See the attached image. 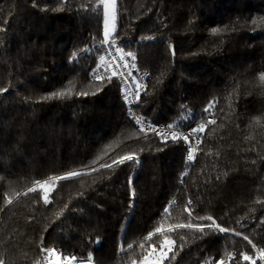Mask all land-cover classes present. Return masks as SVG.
Instances as JSON below:
<instances>
[{
  "label": "trees",
  "instance_id": "trees-1",
  "mask_svg": "<svg viewBox=\"0 0 264 264\" xmlns=\"http://www.w3.org/2000/svg\"><path fill=\"white\" fill-rule=\"evenodd\" d=\"M97 4L0 0V27L6 29L0 32V87L8 89L0 94V176L5 178L0 180V206L4 192L23 191L34 178L73 170L110 144L112 155L134 150L140 163H126L111 179L101 170L62 181L47 206L42 200L33 203L35 194H29L0 211V255L6 264H32L41 233L47 245L78 259L91 253L93 264H129L121 259L122 243L145 235L173 198V220L187 217L182 208L191 198L194 215L210 214L264 247V202H256L264 201V128L248 127L253 117L264 115V95L254 86V77L264 70V24L251 23L264 17V0H117L114 35L125 51L136 53L140 69L148 74V94L140 95L138 115L157 124L179 122L191 128L209 116L204 109L213 98L219 101L212 111L217 126L225 127L209 125L191 165L184 164L179 141L165 145L152 136L145 141L143 134L139 140L128 139L136 127L128 117L120 82L92 81L103 52V7ZM61 5L63 11H52ZM214 28L222 31L213 35ZM144 35L155 39L142 41ZM83 48L92 51L80 53ZM73 52L79 53L76 61L70 59ZM70 80L77 90H103L37 102ZM230 92L235 112L222 120L220 109L227 111L225 97ZM214 127L217 131L210 132ZM249 135L253 139L244 140ZM209 149L212 155H206ZM185 171L188 175L181 182ZM129 175L136 188L131 208ZM184 234L189 242L172 264L215 261L223 258L226 247L251 252L242 237L231 233L203 239L199 233L196 239Z\"/></svg>",
  "mask_w": 264,
  "mask_h": 264
},
{
  "label": "snow or ice",
  "instance_id": "snow-or-ice-1",
  "mask_svg": "<svg viewBox=\"0 0 264 264\" xmlns=\"http://www.w3.org/2000/svg\"><path fill=\"white\" fill-rule=\"evenodd\" d=\"M66 2V0H65ZM38 5L33 3V7ZM100 6L103 7V40L100 42L101 45H107L109 51L106 52V55H100L98 57L97 67L93 69L91 76L92 81H99L101 85H107L112 83L113 79L116 78L121 82L122 92L124 94V99L127 103H132V100H129L131 96L136 102L140 101L141 91H144V94L147 95L146 85L137 80L132 74V70L137 68L135 63L137 56L133 51H125V46L117 43V37L114 35L116 32V21L118 17L117 13V0H98L97 8ZM47 11L48 9H42ZM52 11H63V5L61 7L52 9ZM6 23V21H5ZM252 24L260 25L264 24V17L260 20H252ZM234 30V29H233ZM6 31L5 28L0 27V32ZM221 29L214 28L212 29V34L217 35L221 32ZM142 41H150L155 39L153 35H144L140 38ZM114 49V51L112 50ZM91 48L80 49V53H90ZM172 55H175V52L172 51ZM111 57V59H108ZM79 58V53L73 52L71 56L72 61H76ZM131 63L129 62V59ZM103 69V74L100 70ZM144 75H147L145 73ZM255 81H258L254 86L260 88V94L264 95V70H261L254 77ZM91 87V83L88 85ZM102 87H97L95 91L89 93L85 90H77V85L75 81H68L66 85L60 89L49 93L46 96H41L37 99V102L47 101V100H64L71 99L73 95L75 96H88L96 95L98 91H102ZM6 87H0V94L7 92ZM235 91V89H233ZM238 94V93H237ZM31 99V98H29ZM225 99L227 100V111L224 108H221L220 111L224 113L221 117L222 120H228L235 112V106L232 100L231 92L226 95ZM219 103L218 100L213 98L212 101L208 103L205 107L204 112L209 113L207 118H203L202 122L191 127L187 131H181L182 125L179 122L169 123L166 126V129H158L153 127L150 122L145 121L142 117L133 116L135 120L136 128L130 134L128 139H141L139 134H143V138L146 141L148 137V131L154 132L157 136L160 137L161 143L167 144L169 139L172 142H178L183 140L188 144V150L186 155V161L189 163H194L196 160V155L202 149L200 145L203 143V139L200 134L205 133L209 130V125L217 126L216 114L212 111L215 109L216 104ZM184 108V106H181ZM131 112V109H129ZM185 118V115L182 113L181 120ZM257 125L261 128H264V115L253 117L252 122L248 125L249 128ZM219 129L225 127L224 123H220L217 126ZM239 128V125H236ZM147 129V130H146ZM217 128H212L210 132H216ZM193 138L194 141H193ZM223 137H221L222 139ZM251 135L245 136L244 140H252ZM116 147H119V138L114 142ZM193 143L195 146H193ZM109 149L115 151L113 146L107 145L98 154L95 158L88 161L86 164H81L73 170L66 171L62 174H51L46 178L32 179L30 186H27L23 191H17L12 188V185L9 184L8 187L12 188L10 192L3 193V206H0V211H3L4 208L13 205L15 202H20L22 197H28L29 194H35L33 203H39L41 200L45 206L52 204L53 200L50 198L52 193L56 192L60 182L81 179L85 176H91L93 173H99L101 170H105L108 173L106 176L107 179H111L112 176H115L116 173L127 164H139L140 159L136 151H125L123 153H116L112 155L109 152ZM144 149L141 148V152ZM162 151L163 149H158ZM211 149L206 152V155H212ZM264 158V157H262ZM103 161V162H101ZM188 175L187 171L182 173L181 182H183V176ZM223 175H227L224 173ZM3 176H0V180H4ZM216 179H220V175L216 176ZM95 183V181H93ZM127 185L129 188L130 195V208L133 206V203L136 198V188L134 186V176L129 175L127 180ZM83 187V183L81 184ZM82 195L83 193H79ZM257 203L264 201L257 200ZM193 201L191 198L187 199L186 204L182 208L183 213H187V217L184 219L173 220V209L177 206L176 198H173L169 204L164 207L161 216L158 220L153 222V225L147 230L146 234L142 237L135 239L133 241H125L122 243L119 251L121 253V259H127L129 264H172L179 255V252L183 250V247L188 243V237L184 234L185 231L192 234V238L196 239V234L199 233L200 239H203L204 236L219 233H231L234 236L242 237L243 241H246L248 245L251 246V252L249 251H239L238 253L232 250H229L227 247L223 250V258H220L215 261L205 260L204 264H242V262H247V264H257V260L261 261V264H264V247L258 246L248 235H243L239 231H236L233 228L223 226L217 222V220L210 214L206 215H194V209L191 207ZM68 207L67 204L64 205V208L57 213V218L63 214L64 209ZM208 221L209 223H197L194 221ZM207 230V231H206ZM44 232L47 231V225H45ZM180 243L178 244L176 237ZM36 248H38V254L36 258L32 261V264H93V256L89 253L86 259H78L77 255L69 254L64 252L62 249L56 246H49L45 243L44 235L41 233L38 242L36 243ZM139 249V251H137ZM171 254V255H170ZM0 264H6L5 259L0 255Z\"/></svg>",
  "mask_w": 264,
  "mask_h": 264
},
{
  "label": "built area",
  "instance_id": "built-area-1",
  "mask_svg": "<svg viewBox=\"0 0 264 264\" xmlns=\"http://www.w3.org/2000/svg\"><path fill=\"white\" fill-rule=\"evenodd\" d=\"M118 43V42H117ZM113 51H114V49H112ZM107 51H109V49H108V46L107 45H103V52H102V55H106V52ZM108 59H111V57H108ZM129 59V62L131 63V60H130V58H128ZM98 63V62H97ZM135 63H136V65H137V68L136 69H133L132 70V74H133V76H135L136 78H137V80H139L140 82H142L143 84H145L146 86H147V79H148V74L147 75H144L146 72H144V71H142L141 69H140V67H139V65H138V62H137V59H136V61H135ZM97 67V64H96V66H95V68ZM94 68V69H95ZM100 72H101V74H103V69H101L100 70ZM91 79H92V76H91ZM119 81V80H118ZM120 82V81H119ZM120 85H121V82H120ZM121 92H122V88H121ZM144 91H141V94L143 93ZM122 95H123V100H124V104H125V106H126V110H127V114H128V117H129V119L133 122V124H134V126L136 127V125H135V120L132 118L133 116H136V117H141L140 115H138V113H137V105H138V102H136L135 100H133V98L130 96L129 97V100H132L133 102L132 103H127L126 101H125V99H124V94H123V92H122ZM129 109H131V112L129 111ZM143 118V117H142ZM145 121H147V122H150L152 125H153V127H156V128H158V129H166V126L169 124V123H167V124H157V123H153V122H151V121H149V120H146L145 118H143ZM188 129H190V128H183V127H181V131H187ZM147 130V129H146ZM148 136H152V137H156V138H158V139H160V137L159 136H157L154 132H151V131H148ZM200 136L202 137V139H203V135L202 134H200ZM194 139L195 138H193V141H194ZM169 140H171V139H169ZM181 144H182V146L184 147V156H183V162H184V164L185 165H191V164H193V163H189V162H187L186 161V155H187V150H188V144H186L183 140H180L179 141ZM193 146H195L194 145V143H193ZM201 146H202V144L200 145V148H201ZM199 153H200V151L197 153V155H196V159H197V157H198V155H199ZM196 161V160H195Z\"/></svg>",
  "mask_w": 264,
  "mask_h": 264
},
{
  "label": "water",
  "instance_id": "water-1",
  "mask_svg": "<svg viewBox=\"0 0 264 264\" xmlns=\"http://www.w3.org/2000/svg\"><path fill=\"white\" fill-rule=\"evenodd\" d=\"M172 51H174L173 46H171V48H170L171 55H172ZM172 57L174 58L175 55L174 56L172 55Z\"/></svg>",
  "mask_w": 264,
  "mask_h": 264
}]
</instances>
